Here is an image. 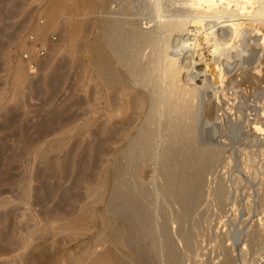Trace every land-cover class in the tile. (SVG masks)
Here are the masks:
<instances>
[{
  "label": "rangeland",
  "instance_id": "1",
  "mask_svg": "<svg viewBox=\"0 0 264 264\" xmlns=\"http://www.w3.org/2000/svg\"><path fill=\"white\" fill-rule=\"evenodd\" d=\"M151 1L109 0L99 17H115L128 3L125 18L136 19L143 30L149 20L178 17L177 7L160 4L157 13ZM254 1L247 3L252 14L240 17L234 37L226 32L217 41L220 51L229 44L227 54L242 50L239 59L226 54L215 67L204 65L199 54L208 55L212 43L199 40L191 48L184 42L197 33L190 21L167 32L165 42L143 45L139 59L152 105L134 109L125 133L108 139L121 115L109 103L119 105L123 96L89 67L87 45L96 24L78 29L81 45L75 50L62 30L87 24L88 3L58 0L56 25L39 36L34 28L46 21L41 12L53 8L50 0H0V264H22V253L39 248L99 251L105 248L99 239L110 246L108 236L117 233L125 242L135 240L131 249L146 247L147 238L159 233L158 247L165 250L185 248L186 235L191 252L183 264H264V41L261 47L252 43L264 33V0ZM151 55L158 56L153 63L146 59ZM122 63L113 61L112 68L124 71ZM171 66L179 68L180 91L167 85ZM182 103L188 107L189 136L178 125ZM173 146L176 152L167 151ZM191 149L202 150L194 161H188ZM177 179L185 180L188 193L197 189L196 202L191 195L184 203L177 200L171 186ZM166 232L175 238L170 247L163 244ZM113 242L109 248L124 252L126 246Z\"/></svg>",
  "mask_w": 264,
  "mask_h": 264
},
{
  "label": "bare ground",
  "instance_id": "2",
  "mask_svg": "<svg viewBox=\"0 0 264 264\" xmlns=\"http://www.w3.org/2000/svg\"><path fill=\"white\" fill-rule=\"evenodd\" d=\"M83 1L88 3L87 11H88V14L91 15V18L88 20L87 24H85V25L83 24L80 26L79 25H72L70 27L62 26V30L64 32V35H66V40L68 41V47L71 48L72 50H75V48H77L78 46L81 45V43L76 38V33H77L78 29H83V28L85 29V26H86V27H88V30H89V26L96 24V27H97L96 33L91 34V36L88 40V45H87V51L89 54V63H88L89 67L94 69L100 78L105 77L106 79H108L109 84L112 86V88H114V90L116 92H119V94H121L123 96L119 105H116V104L113 105V103H114L113 101H110V103H109L110 108L111 109L116 108L117 111H120L121 115L118 119H116L114 121L113 127L111 129L112 132H111L108 139H114L115 134H117L118 132H121V134L125 133L124 129L126 128L128 121L130 120L131 113L133 111H135L134 109H137V110L140 109L141 110V109H143L144 105L152 103L151 101L153 98H152L151 94H149V92L146 90V88H147L146 86H147V83L149 82V78L146 75H143V69L141 66V61L139 59L141 47L143 45H146V44L147 45H150V44L156 45L157 40L165 42L166 37L164 35L167 32L180 31L183 29L182 26L186 25V23L190 21L197 26L196 27L197 33L188 34L186 36V38H184L185 39L184 42H186V43H188V45L192 46L191 48H194L195 46L197 47L200 44L199 40H201V43L202 42L212 43L211 52H208V55L204 56L203 53H200V51H199V53H200L199 58L202 59L203 63H205L204 65L208 64V66L209 65L211 66V64H212V66L215 67L216 65L214 63H216V62L219 63L218 61L221 59V56L226 55L227 52L230 50L229 48H231V47H229V44H225L226 43L225 42L224 44L226 46H225L224 50L221 49L222 51H220L219 42H217L218 38H222V36L225 35L226 32H229L228 34L233 33L232 36L234 37V33H236L237 27L239 25L240 17L241 16H250V14H252V9H253V8H251V11L245 9L247 7V3H249L250 0H239V4H237L236 0H235L236 4H235V7L233 9L230 8L232 6L233 0H232V2H231V0H219V1H217V0H153V2L151 1L150 3L153 6L152 8H155L154 11H156V12L159 11V9H160L159 5L160 4H166V5L170 4V5H173V6L178 8L176 11L178 13V15H177L178 17L177 18L175 17L174 19H171V18L162 19L160 14H159V17L161 19L153 21L152 23L150 20L145 22V23H148V25L146 27H144L147 29L143 30L139 26V23H140L139 21H136V19H134V18L133 19L125 18V15H127L128 12L129 13L131 12V5L129 3L124 5L122 8H120L117 11V13H118L117 16L113 14V16H115V17H111L109 19H107V18L106 19H100V17H99L100 14L103 12L106 13L108 10L107 6L109 3V0H83ZM257 2H258V0H257ZM218 3L219 4L226 3L227 6L224 5L226 7H221V9L220 8L216 9L212 12V14H210V10H212L214 7H216ZM259 3H260V1H259ZM49 4L53 8L50 11L41 12V14L43 16L47 17L46 21L43 24L40 22L42 25H37L34 28L35 33H37V35H39V36H42L43 34H45V32H47L49 29H51L52 27H54L56 25L54 23L52 14H53V10H56L57 8H59L58 0H50ZM202 5L206 7L204 12L202 11L203 9H200ZM252 5L254 6V4H252ZM258 9H260V8H258ZM179 12H183V14H184V12H188L187 14H184V15L191 16L190 19L186 20L187 18H183V16L181 17V15H183V14H181ZM222 12H223V14H227V15H223L224 16L223 17L221 15ZM200 13H202V14H200ZM258 13H260V11ZM156 15H154V17ZM253 15H255L254 12H253ZM256 15L259 17V14L256 13ZM262 16L263 15L261 14V17ZM223 18H225V19H223ZM184 36H182V37H184ZM224 37H226V35ZM229 38L231 39V36ZM225 39L226 38H224L223 40H225ZM227 39L225 41H227ZM180 41L183 42L182 40H180ZM248 41H249V39H248ZM254 41H256L258 46L260 43H263L264 33L261 34L260 38L256 37L255 40L252 41V43ZM258 42H259V44H258ZM247 43L249 44V42H247ZM250 44H251V42H250ZM133 47L135 48V51H134V49L132 50ZM259 47H261V46H259ZM255 49H256V47H255ZM178 50H179V52H176L174 54L179 55L181 48ZM161 51H162V55L160 52H157V51H156V54L159 56V53H160V55H161L160 57L162 58V56L165 54H164V50H161ZM243 51H244V49H243ZM262 51L263 50H261V52ZM191 53H192V51H191ZM242 53H243L242 50L239 52H236V51L234 52L233 50H231V52H229L227 54V56L230 55V56H232L233 59L234 58L239 59L241 57ZM262 54H263V52H262ZM255 55H257V54H255ZM157 57H155V58L157 59ZM153 58L154 57H152V55H151V57H147L146 58L147 62L153 63ZM205 58L208 59L207 62H205V60H204ZM227 59H229V58L227 57ZM177 60H178V57L172 58V63L177 62ZM113 61H119L121 63L124 62V63H122V65H124L125 70L124 71H116L115 69H113L112 68V62ZM202 61L200 60V62H202ZM58 67H59V65H58ZM144 67H146V66L144 65ZM222 67H224V66H222ZM255 67H257V65ZM175 69H176L175 66H171V70L168 73L167 85H168V87L177 86V90L180 91L181 88L176 83V78H178L176 74H178L179 68H177L176 70ZM145 71H147V70H145ZM54 81H52V82H54ZM133 83L138 84L141 88L134 90V88H136V87L132 86ZM153 87H154V85H153ZM153 104H154V102H153ZM186 105H185V103H182L181 106L179 105V107H180L179 110L181 112L177 109L181 113L180 121L178 123L179 129L181 130L182 133L185 132V134H186V132H188V130H191V128H189V126H187L189 128L188 129V128H186V125H185V121L187 118V110H188V107ZM144 109H146V108H144ZM137 110H136V112H137ZM144 114H146V113H144ZM186 129H188V130H186ZM189 132H188V135L186 134L187 136H189ZM130 137L128 140L129 142L128 141H126V142L130 147H132V145L134 146L135 144L131 141ZM185 140L186 141L184 144L189 142V139L186 138ZM190 143L191 142H189L187 145H189ZM190 146L191 145H189L188 147L192 148ZM168 150L170 153L176 152L178 150V147L175 148L173 146V147H170V149H167V151ZM170 153H168V154H170ZM190 153H189L190 156H189L188 161H194L201 155L202 150L201 149L200 150L199 149H193L192 152H190ZM170 157H172V156H170ZM168 159H170V158H168ZM197 171H199V169ZM171 184H172L171 186L175 187L174 188L175 197L177 198V200L180 203H182L183 200L185 201V199H188L189 195H191V197H193L195 202L198 200L197 199L198 196L196 197V195L198 193H195L196 192L195 190H197V189L195 188L194 192L192 194H191L192 190H190L191 192L188 193L187 192V191H189V190H187L188 184L185 183V180H180V179L178 180L177 179L176 181L171 182ZM191 202H193V201H191ZM107 220H109V218ZM101 221L103 223L104 222L107 223L106 216H103L101 218ZM109 222L110 221H108V223ZM107 224H105V225H107ZM108 225H110L109 227H111V229H113V227H112L113 225H111V222ZM159 232L163 233L165 231L159 230ZM151 233H149V234H151ZM144 234L146 236H148L147 232ZM158 234H154L155 235L154 237L151 235L148 238L146 237L148 239L146 247L143 245V243H145L144 242L145 239H144L142 244L139 243V244H141V246L143 245V247H144L143 250H137V248H139V246L137 248L136 247H134L132 249L129 248L130 246L131 247L134 246V245L132 246L130 242L131 241L135 242V240L131 238V241L129 242L130 245H128L129 244L128 239L125 242V240H126L125 238H124L125 240L121 239L122 238L121 233H117V234H113V236L115 235L114 237H112V236L111 237L108 236V237L110 238V240H111V238H113V240L115 242L118 241L120 244L118 246H122V247L126 246L127 249L125 248V250H127V251L121 250L124 252H120V250H119L120 247L119 248L116 247V250H114V249L112 250L109 247L111 246L112 243H114L113 240H112V242L110 241L111 244L109 246L107 239L100 238L97 243L100 244L99 242H101L103 247L105 245V248L101 249L102 251L101 250L98 251L96 249H95L96 251H94L91 247H90V249H92L93 251H91L89 248H88L89 250H87L86 249V247H88V246H86L87 244H85V246H86L85 249H82L79 247L82 250L81 251L79 250L78 252L77 251L72 252L73 249L72 250L68 249V251L66 250L67 252H64L63 250L59 251V249L58 250L56 249L57 251L47 252V251H44L42 248H39V249H35V250H28V251L22 253L20 255V261H22V264H183L186 256H188V253L191 252V247L189 245V243H190L189 237L186 235H184V237H183V235L182 236L180 235L181 238L183 239L184 243L186 242L187 244L186 243H185L186 245L184 244L185 248L180 249V247H179V250H176V248H174L176 246L173 247V244H172L173 248H171L169 245V243L171 244V242H173L175 240V238H173L174 240L172 241L171 238L173 237V235L169 234V236L170 235L172 236V237L170 236L171 241H169L168 240L169 236L167 237V232H166L165 237L168 239L163 237V238H165L163 240L164 241L167 240L169 242L167 243V241H166L167 244L166 243H163V244L167 245V247H170V249L166 248V250H165V248L161 249L163 247H161V248L158 247V246H161V244H159V242H157V239H156V235H158ZM119 236H120V238H119ZM157 243L159 245H157ZM176 244H177V242H176ZM93 245H95V244H93ZM142 248H139V249H142ZM117 249L119 251H117Z\"/></svg>",
  "mask_w": 264,
  "mask_h": 264
},
{
  "label": "built area",
  "instance_id": "3",
  "mask_svg": "<svg viewBox=\"0 0 264 264\" xmlns=\"http://www.w3.org/2000/svg\"><path fill=\"white\" fill-rule=\"evenodd\" d=\"M54 35H55V34H54ZM54 35L52 36L53 40H55V38H56V36H54ZM41 48H42V47H41ZM41 50H44V48H42ZM23 57H24L25 59L31 61V62H30V67H33V63H32V60H31V59H32L31 56H28V54L24 53V54H23Z\"/></svg>",
  "mask_w": 264,
  "mask_h": 264
}]
</instances>
